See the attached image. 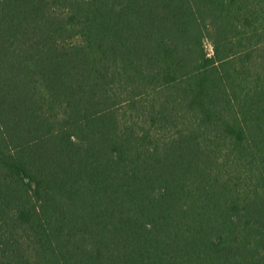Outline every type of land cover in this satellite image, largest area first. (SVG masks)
<instances>
[{
    "label": "trees",
    "instance_id": "trees-1",
    "mask_svg": "<svg viewBox=\"0 0 264 264\" xmlns=\"http://www.w3.org/2000/svg\"><path fill=\"white\" fill-rule=\"evenodd\" d=\"M0 264H264V0H0Z\"/></svg>",
    "mask_w": 264,
    "mask_h": 264
}]
</instances>
